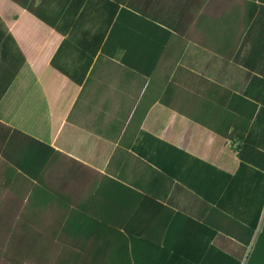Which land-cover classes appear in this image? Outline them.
<instances>
[{
    "label": "crops",
    "instance_id": "1",
    "mask_svg": "<svg viewBox=\"0 0 264 264\" xmlns=\"http://www.w3.org/2000/svg\"><path fill=\"white\" fill-rule=\"evenodd\" d=\"M0 123L34 140L10 138L30 175L0 169V253L242 261L225 230L264 221V0H0Z\"/></svg>",
    "mask_w": 264,
    "mask_h": 264
},
{
    "label": "trees",
    "instance_id": "2",
    "mask_svg": "<svg viewBox=\"0 0 264 264\" xmlns=\"http://www.w3.org/2000/svg\"><path fill=\"white\" fill-rule=\"evenodd\" d=\"M12 136H20L24 139L34 141L32 138L13 130L12 128L0 123V169L12 168L18 169L22 173L29 174L27 167L28 161H24L21 157H16L12 150L16 148L17 144L11 141ZM13 138V137H12ZM8 140V153L2 152L4 143ZM22 145V144H18ZM28 165V166H27ZM225 235L230 237L237 243L244 247L251 246L249 255L245 264H264V221L260 230L256 226L247 227L232 220V227L230 230H225ZM15 245V239L11 240ZM226 260L227 257H226ZM31 255H18L13 253H0V264H31ZM231 264H241V260L230 258Z\"/></svg>",
    "mask_w": 264,
    "mask_h": 264
},
{
    "label": "rangeland",
    "instance_id": "3",
    "mask_svg": "<svg viewBox=\"0 0 264 264\" xmlns=\"http://www.w3.org/2000/svg\"><path fill=\"white\" fill-rule=\"evenodd\" d=\"M246 253H247V252H246ZM246 253H245V254H246ZM245 256H246V255H245ZM245 256L243 257V259H242V261H241V264H244L243 260H244V258H246Z\"/></svg>",
    "mask_w": 264,
    "mask_h": 264
},
{
    "label": "built area",
    "instance_id": "4",
    "mask_svg": "<svg viewBox=\"0 0 264 264\" xmlns=\"http://www.w3.org/2000/svg\"><path fill=\"white\" fill-rule=\"evenodd\" d=\"M250 249H251V246H249V248H248V252H247V253H249V252H250ZM246 256H248V254H247Z\"/></svg>",
    "mask_w": 264,
    "mask_h": 264
}]
</instances>
